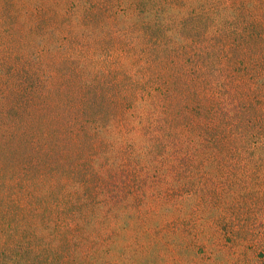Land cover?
Wrapping results in <instances>:
<instances>
[{"label":"rangeland","instance_id":"374dc122","mask_svg":"<svg viewBox=\"0 0 264 264\" xmlns=\"http://www.w3.org/2000/svg\"><path fill=\"white\" fill-rule=\"evenodd\" d=\"M103 1L0 0V264H264V0Z\"/></svg>","mask_w":264,"mask_h":264},{"label":"trees","instance_id":"16d2710c","mask_svg":"<svg viewBox=\"0 0 264 264\" xmlns=\"http://www.w3.org/2000/svg\"><path fill=\"white\" fill-rule=\"evenodd\" d=\"M99 2H104L103 0H98ZM92 9H95V10H97V11H100V10H102V12L103 11H105L106 10V7H101V8H92ZM97 13V12H96ZM225 56V55H224ZM237 117H238V120H243V119H245L244 117H241V116H238L237 115ZM250 121V120H249ZM252 122V121H251ZM240 128V126L238 127V129ZM228 134H230V133H228ZM256 133H254V132H252V134L251 135H249L248 137H246V138H243V134H241L240 136H239V134H236V136H234L235 138H234V141L237 143L238 141H239V139L240 140H242L243 142H245L246 144H248L249 145V143L248 142H251V141H253L252 140V138H256ZM46 137L48 138V139H50V134L49 133H47L46 134ZM238 138V139H237ZM229 139H231V134H230V136L229 135H226V136H223V137H218L217 138V140H216V142H218L217 143V145H221L222 146V148H223V150H226V149H228V148H233V146L232 145H227V148H226V146H224L223 144H221V143H223V141H229ZM246 139V140H245ZM242 142V144H244ZM256 142V141H255ZM252 143V142H251ZM239 145V144H238ZM245 145V144H244ZM247 145V146H248ZM44 151H50L51 149V147H49L48 146V148H47V144L46 145H44V146H40ZM47 148V149H46ZM235 148V147H234ZM261 149L263 150V152H264V144H263V146L261 147ZM229 150V149H228ZM229 152H233V151H231V150H229ZM235 152V151H234ZM236 153V152H235ZM12 195V197H13V193L11 194ZM17 213V212H16Z\"/></svg>","mask_w":264,"mask_h":264}]
</instances>
